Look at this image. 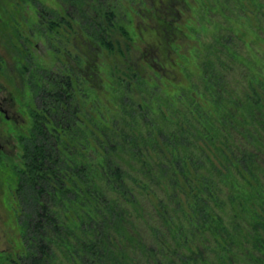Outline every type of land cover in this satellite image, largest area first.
<instances>
[{
  "label": "trees",
  "instance_id": "obj_1",
  "mask_svg": "<svg viewBox=\"0 0 264 264\" xmlns=\"http://www.w3.org/2000/svg\"><path fill=\"white\" fill-rule=\"evenodd\" d=\"M55 1L34 27L77 53L18 62L22 248L3 264H264V72L240 31L264 40V0Z\"/></svg>",
  "mask_w": 264,
  "mask_h": 264
},
{
  "label": "rangeland",
  "instance_id": "obj_2",
  "mask_svg": "<svg viewBox=\"0 0 264 264\" xmlns=\"http://www.w3.org/2000/svg\"><path fill=\"white\" fill-rule=\"evenodd\" d=\"M35 1L47 6L56 5L55 0H0V56H2V63H0V149L2 150V162L0 161V264H3L2 258L6 253L14 254L22 248L21 232L16 216V208L20 207V203L15 195L13 168L14 165L21 163V147L16 136L26 130L27 124L29 125L28 105L32 103V92L26 83L25 70L21 71L22 63L18 62L22 61L25 64V56L29 55L33 64H42L52 67L53 70L56 68L61 70L60 68L63 69L66 64L75 63L77 53L73 39L69 38L65 41L59 38L60 35H53L51 39H47L44 34L37 32L34 27ZM14 19L17 20L23 37L27 38L23 42L25 47L23 56H19L12 43L2 35V31L7 35L11 33L9 29L15 24ZM243 27L240 26V31L245 33L243 36L245 43L242 42L241 51L253 63L256 70L264 72V40L255 38L249 28L245 25ZM197 28L201 32L202 39H208L213 31V28L203 21L197 24ZM61 32H64V29ZM145 35L147 37L148 33ZM76 40L79 38L76 37ZM51 43H54V46ZM190 57V63H194L195 56ZM2 108L6 110L7 117Z\"/></svg>",
  "mask_w": 264,
  "mask_h": 264
},
{
  "label": "water",
  "instance_id": "obj_3",
  "mask_svg": "<svg viewBox=\"0 0 264 264\" xmlns=\"http://www.w3.org/2000/svg\"><path fill=\"white\" fill-rule=\"evenodd\" d=\"M2 110H3V112L5 113V116L7 117L8 115L6 114V110L3 109V108H2ZM0 147H1V144H0Z\"/></svg>",
  "mask_w": 264,
  "mask_h": 264
}]
</instances>
